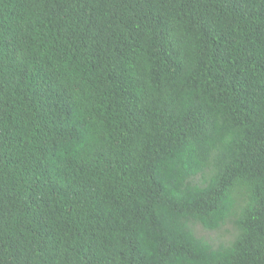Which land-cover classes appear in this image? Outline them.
<instances>
[{
    "label": "trees",
    "instance_id": "16d2710c",
    "mask_svg": "<svg viewBox=\"0 0 264 264\" xmlns=\"http://www.w3.org/2000/svg\"><path fill=\"white\" fill-rule=\"evenodd\" d=\"M0 264H264V0H0Z\"/></svg>",
    "mask_w": 264,
    "mask_h": 264
},
{
    "label": "rangeland",
    "instance_id": "374dc122",
    "mask_svg": "<svg viewBox=\"0 0 264 264\" xmlns=\"http://www.w3.org/2000/svg\"><path fill=\"white\" fill-rule=\"evenodd\" d=\"M193 229L196 235L206 238L214 245L230 240L234 234L230 224H225L220 229L213 231L206 230L199 224L194 225Z\"/></svg>",
    "mask_w": 264,
    "mask_h": 264
}]
</instances>
